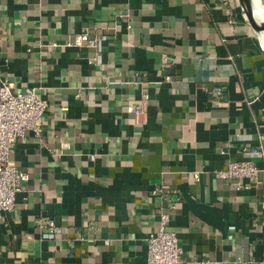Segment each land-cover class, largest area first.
<instances>
[{"label":"crops","instance_id":"0c3cea01","mask_svg":"<svg viewBox=\"0 0 264 264\" xmlns=\"http://www.w3.org/2000/svg\"><path fill=\"white\" fill-rule=\"evenodd\" d=\"M82 33L106 37L99 63ZM2 83L45 110L9 156L27 180L0 211V264H146L159 208L180 264L264 261V174L213 177L264 152V55L237 0H0Z\"/></svg>","mask_w":264,"mask_h":264},{"label":"built area","instance_id":"2783aa9c","mask_svg":"<svg viewBox=\"0 0 264 264\" xmlns=\"http://www.w3.org/2000/svg\"><path fill=\"white\" fill-rule=\"evenodd\" d=\"M125 28L129 29V24ZM105 40L106 37L103 35L88 37L82 33L72 38L71 45L92 49L94 56L87 61V64H97L101 43ZM163 81H168V77H163ZM222 92L223 88L220 85H212L209 88V94L212 96L220 97ZM147 98V95L143 94L140 100L128 104L125 111L129 114H139L142 109L141 104ZM44 110V102L37 97L34 88L25 87L13 91L8 85L0 84V211L2 212H10L13 209L15 195L24 190L27 180V175L16 169L10 162L9 156L16 141L26 131L38 135ZM240 154V161L229 162L224 169L213 171L215 179L233 183L235 190L243 187L241 181H245V187L254 186L258 174H264V152L259 145L243 148ZM256 161L262 164L261 168L257 167ZM197 175L198 173H195L194 177L197 178ZM161 192L154 190L152 194L162 195ZM164 200L167 205H171L170 200L166 198ZM160 209L157 215V230L149 233L145 238L146 264H180L182 251L177 245L175 234L167 230L168 215ZM44 224L41 239L51 240L60 233L59 228L51 220H46ZM259 264H264V261Z\"/></svg>","mask_w":264,"mask_h":264},{"label":"water","instance_id":"95a60500","mask_svg":"<svg viewBox=\"0 0 264 264\" xmlns=\"http://www.w3.org/2000/svg\"><path fill=\"white\" fill-rule=\"evenodd\" d=\"M240 11L264 55V0H237Z\"/></svg>","mask_w":264,"mask_h":264},{"label":"bare ground","instance_id":"6f19581e","mask_svg":"<svg viewBox=\"0 0 264 264\" xmlns=\"http://www.w3.org/2000/svg\"><path fill=\"white\" fill-rule=\"evenodd\" d=\"M256 1V0H255ZM264 7V6H263Z\"/></svg>","mask_w":264,"mask_h":264}]
</instances>
